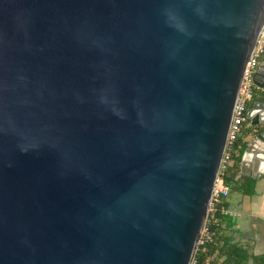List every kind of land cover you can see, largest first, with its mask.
<instances>
[{
    "label": "water",
    "instance_id": "1",
    "mask_svg": "<svg viewBox=\"0 0 264 264\" xmlns=\"http://www.w3.org/2000/svg\"><path fill=\"white\" fill-rule=\"evenodd\" d=\"M263 23L264 0H0V264H190Z\"/></svg>",
    "mask_w": 264,
    "mask_h": 264
},
{
    "label": "trees",
    "instance_id": "2",
    "mask_svg": "<svg viewBox=\"0 0 264 264\" xmlns=\"http://www.w3.org/2000/svg\"><path fill=\"white\" fill-rule=\"evenodd\" d=\"M241 138L239 136L234 143L232 164L223 172L222 181L229 184L232 191L252 195L255 192L256 179L249 176L236 178L246 146V141ZM222 205L227 206L226 198H222L215 212L208 215L206 225L212 234V239L195 250L192 256L196 261L195 264H264V253H254L247 243L234 236V217L221 213Z\"/></svg>",
    "mask_w": 264,
    "mask_h": 264
},
{
    "label": "built area",
    "instance_id": "3",
    "mask_svg": "<svg viewBox=\"0 0 264 264\" xmlns=\"http://www.w3.org/2000/svg\"><path fill=\"white\" fill-rule=\"evenodd\" d=\"M264 56V23L257 35L255 45L251 51L250 57L245 65L244 72L242 75L241 83L239 86L238 95L234 105L226 141L224 144L223 152L221 155L218 173L216 175L214 185L212 188L207 215L204 221V224L201 228L200 234L196 241L195 250L204 246L206 242H209L212 239V234L206 225L208 220V215H211L215 212L217 205L221 202L222 198H226L230 192L229 184H226L222 181V174L225 169L232 163V151L234 148V143L236 139L242 134V127L246 121V113L248 106L254 97V88L256 87L253 83V73L258 67L260 59ZM221 213L229 215L232 217H237L238 214L228 208L227 206L220 207ZM194 250V252H195ZM196 261L192 257L190 264H195Z\"/></svg>",
    "mask_w": 264,
    "mask_h": 264
},
{
    "label": "crops",
    "instance_id": "4",
    "mask_svg": "<svg viewBox=\"0 0 264 264\" xmlns=\"http://www.w3.org/2000/svg\"><path fill=\"white\" fill-rule=\"evenodd\" d=\"M243 131L241 139L247 142L253 130L250 131V128L246 127ZM250 157L248 156L243 162L240 161L236 178L254 177L256 179L254 194L244 195L239 191L230 190L226 202L227 207L238 214L233 218L234 236L246 239L247 244H252L251 249L254 253H264V160L260 162L259 170L255 157L252 156L249 160Z\"/></svg>",
    "mask_w": 264,
    "mask_h": 264
},
{
    "label": "flooded vegetation",
    "instance_id": "5",
    "mask_svg": "<svg viewBox=\"0 0 264 264\" xmlns=\"http://www.w3.org/2000/svg\"><path fill=\"white\" fill-rule=\"evenodd\" d=\"M260 64V63H259ZM258 64V65H259ZM257 93V88L255 87L254 88V92H253V94H254V96H255V94ZM252 103V102H251ZM250 106H251V104L248 106V109L250 108ZM252 121L250 120V119H246V121L244 122V124H243V127L242 128H252V130H254V129H256L257 128V126H252ZM252 157V156H251ZM251 157H250V159L249 160H251ZM256 159V158H255ZM252 160H254V159H252ZM232 164V163H231ZM257 167H258V169L260 170V168H259V165L257 164Z\"/></svg>",
    "mask_w": 264,
    "mask_h": 264
},
{
    "label": "rangeland",
    "instance_id": "6",
    "mask_svg": "<svg viewBox=\"0 0 264 264\" xmlns=\"http://www.w3.org/2000/svg\"><path fill=\"white\" fill-rule=\"evenodd\" d=\"M255 163H256V165L258 164V159H255ZM236 235V234H235ZM242 241L244 242V243H246V239H243L242 238ZM249 246H250V248L252 247V244H248ZM252 250V249H251Z\"/></svg>",
    "mask_w": 264,
    "mask_h": 264
},
{
    "label": "bare ground",
    "instance_id": "7",
    "mask_svg": "<svg viewBox=\"0 0 264 264\" xmlns=\"http://www.w3.org/2000/svg\"><path fill=\"white\" fill-rule=\"evenodd\" d=\"M261 161H263V160H261Z\"/></svg>",
    "mask_w": 264,
    "mask_h": 264
}]
</instances>
